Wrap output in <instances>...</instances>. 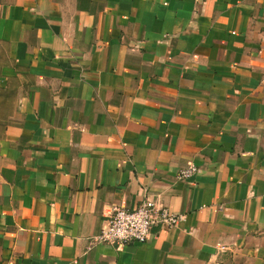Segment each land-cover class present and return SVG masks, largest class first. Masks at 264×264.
<instances>
[{"label": "crops", "instance_id": "crops-1", "mask_svg": "<svg viewBox=\"0 0 264 264\" xmlns=\"http://www.w3.org/2000/svg\"><path fill=\"white\" fill-rule=\"evenodd\" d=\"M0 264H264V0H4Z\"/></svg>", "mask_w": 264, "mask_h": 264}, {"label": "built area", "instance_id": "built-area-1", "mask_svg": "<svg viewBox=\"0 0 264 264\" xmlns=\"http://www.w3.org/2000/svg\"><path fill=\"white\" fill-rule=\"evenodd\" d=\"M197 173V167L190 166L179 172L178 179L188 180ZM182 220L183 216L162 204L147 199L132 210L113 208L107 226L93 238V242L119 247L130 243H144L152 237L154 229H172Z\"/></svg>", "mask_w": 264, "mask_h": 264}, {"label": "rangeland", "instance_id": "rangeland-1", "mask_svg": "<svg viewBox=\"0 0 264 264\" xmlns=\"http://www.w3.org/2000/svg\"><path fill=\"white\" fill-rule=\"evenodd\" d=\"M4 0H0V5L3 3Z\"/></svg>", "mask_w": 264, "mask_h": 264}]
</instances>
